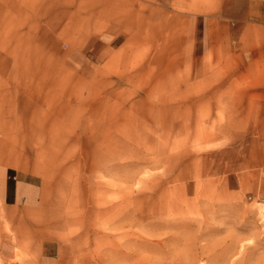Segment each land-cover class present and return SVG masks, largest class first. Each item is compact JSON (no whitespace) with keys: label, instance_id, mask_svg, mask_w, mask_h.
Segmentation results:
<instances>
[{"label":"rangeland","instance_id":"374dc122","mask_svg":"<svg viewBox=\"0 0 264 264\" xmlns=\"http://www.w3.org/2000/svg\"><path fill=\"white\" fill-rule=\"evenodd\" d=\"M138 1L129 60L105 69L88 58L89 0H54L56 35L50 2L0 14V167L39 187L19 209L0 198V264H264V133L187 41L226 0ZM59 100L61 122L35 129Z\"/></svg>","mask_w":264,"mask_h":264},{"label":"crops","instance_id":"0c3cea01","mask_svg":"<svg viewBox=\"0 0 264 264\" xmlns=\"http://www.w3.org/2000/svg\"><path fill=\"white\" fill-rule=\"evenodd\" d=\"M44 1L52 4L53 14L48 18L45 26H42L43 33L56 35L54 0ZM89 1V8L85 4L82 9L84 30L86 34H90L91 39L89 43L91 55L88 58H92L95 62L93 59L96 57L103 64L104 69L108 62L129 60L125 53L120 55L119 51L124 44L135 43L140 37L142 28L139 1ZM11 3L12 0H0V14L4 17L7 16ZM86 8L89 11L86 12ZM154 8V4H147L149 20L153 18L150 13ZM221 10L211 16L197 14L191 17L187 28L189 54L197 56L200 73L207 74L214 66L217 88L225 86L233 88L234 93L226 102L239 104L234 106L235 118L249 119L246 126L250 127V130L246 132L264 133V0H226V5ZM0 20H2L1 16ZM97 25L102 32L93 36V26ZM244 54L248 60L240 62L239 57ZM208 57H211V62L207 60ZM53 60L52 63L58 65L57 58ZM92 74L88 73V80L94 78V71ZM108 76L111 77L110 73ZM45 81H47V89L56 88V93L59 94L57 75H54V80ZM53 81H56V84H53ZM57 103V106L52 104L53 106L48 108L47 112L52 117H43L41 122L33 121L35 129H53L56 123L61 122L60 100ZM242 103L249 105L241 107ZM12 172L10 168L0 167V198L5 201L9 209L15 210L19 209L20 200L39 192V187L35 181L12 180Z\"/></svg>","mask_w":264,"mask_h":264}]
</instances>
